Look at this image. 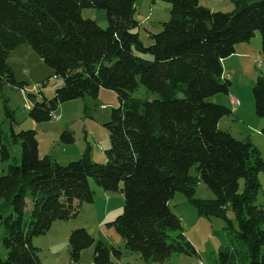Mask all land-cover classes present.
Here are the masks:
<instances>
[{
  "label": "trees",
  "instance_id": "1",
  "mask_svg": "<svg viewBox=\"0 0 264 264\" xmlns=\"http://www.w3.org/2000/svg\"><path fill=\"white\" fill-rule=\"evenodd\" d=\"M160 1L170 4V20L145 46L136 0H0V92L6 85H26L7 62L22 45L31 46L62 83L52 99L42 93L40 102L28 94L30 118L50 121L59 104L95 98L101 89L114 91L119 101L105 125L110 148L103 151L104 162H94L87 150L67 166L40 157L37 132H16L14 115L6 109L10 128L0 126V161L11 164L0 176V242L7 251L0 264H41L34 239L93 202L91 179L123 197L122 213L107 227L123 239L126 251L140 254L147 264L198 256L170 209L177 193L199 216L224 220L247 248L248 264H264V204H256L264 158L249 138L239 140L220 129L233 112L208 101L229 94L231 82L222 63L239 44L259 33L264 50V0H228L235 6L229 13L213 12L200 0ZM89 8L106 11V28L82 16ZM140 85L157 98H134ZM253 97L256 115L264 119V77L257 79ZM62 138L73 143L70 134ZM9 143L20 147V159L12 157ZM199 183L215 198L196 199ZM93 246L94 264H114L112 258L122 256L80 228L69 238L72 261L79 264L82 252ZM221 256L222 264L243 261L236 249Z\"/></svg>",
  "mask_w": 264,
  "mask_h": 264
},
{
  "label": "rangeland",
  "instance_id": "2",
  "mask_svg": "<svg viewBox=\"0 0 264 264\" xmlns=\"http://www.w3.org/2000/svg\"><path fill=\"white\" fill-rule=\"evenodd\" d=\"M201 1L202 4H210L208 0ZM223 3L225 4L218 6V9L213 12L229 13L234 10L235 6L230 1L224 0ZM136 9L135 18L140 23L138 31L140 40L145 46H149L152 44L150 35L158 34L163 29V23L170 20V4L160 0H136ZM82 16L85 19L96 20L103 28L108 26L107 13L104 10L84 9ZM251 41L254 47L263 50L259 33ZM7 62L14 70L16 79L26 85L24 88L6 85L0 92V126L9 130L10 126L6 118V111L9 110L16 120V132L22 130L37 132L40 157L50 156L58 164L67 166L71 162L80 160L84 153L90 150V157L94 162H104L105 153L103 151L110 148L109 133L105 125L111 121L112 111L119 105L117 94L111 90L101 89L95 98L86 96L64 102L59 104L54 118L47 122L37 123L28 114V109L32 107L28 94H35L39 97L38 101L40 102L42 96L46 99H52L55 88L62 84L61 80L52 78V70L44 64L29 45H22L14 49ZM233 65H230V70ZM242 67L244 70L242 73H238L236 70L229 72L230 75L226 76V79L231 82L229 95H215L208 99L209 102L233 110V106L225 103V100L230 98L232 94L236 98L239 95L241 100L243 99L242 96L248 97L250 93L253 96V88L257 79L264 77V55L259 52V55L253 56ZM42 93L43 95L40 96ZM132 96L138 99L148 98L152 100L157 98L149 94L142 85L132 93ZM237 106L238 102L234 104V107L238 108ZM242 114L250 118V111L247 106H244ZM57 116L60 118L56 119ZM237 118L238 111L225 117L220 122V129L230 132L236 139L246 140L248 135H241L245 130H241L242 126L238 125ZM252 130L254 132L248 133L250 140L264 158V137L261 136V133L258 136L255 129ZM64 134H70L73 143H66L68 141L62 138ZM9 149L12 157L20 159L21 150L19 146L9 143ZM9 164L11 162L0 161V176L7 173ZM191 174L196 175L195 168L192 169ZM259 180L262 189L258 194L256 204L263 205L264 174H260ZM90 188L94 192V200L92 203H83L76 218L69 221H57L53 223L46 235L34 239L33 244L39 249L38 256L41 264H75L69 252V238L75 229L80 228L86 229L97 241L101 240L107 246L121 250V261L113 258L114 264H147L140 254L126 251L123 239L115 229L107 227V223L114 221L123 211L124 199L121 194L104 191L97 186L93 179L90 180ZM243 188L244 181L240 183V192L243 191ZM195 198L211 200L215 196L204 183H199ZM169 206L172 212L181 219L183 234L196 248L198 256H173L163 264H222L221 255L228 251L233 252L235 249L241 252L242 264L249 263L247 248L234 238V231L227 230V224L224 220L199 216L196 208L187 201L182 193H177L174 199L169 202ZM9 212L10 209L7 214ZM227 216L233 220L234 228L237 229L233 213L229 211ZM3 231V227L0 226V234ZM94 248L93 246L82 252L79 264H94ZM0 258L2 260L7 259V251L1 242ZM231 264H238V262L232 261Z\"/></svg>",
  "mask_w": 264,
  "mask_h": 264
},
{
  "label": "crops",
  "instance_id": "3",
  "mask_svg": "<svg viewBox=\"0 0 264 264\" xmlns=\"http://www.w3.org/2000/svg\"><path fill=\"white\" fill-rule=\"evenodd\" d=\"M224 0H208V3L210 4H202V1L200 0V4L212 11H216L215 9H218V6H221L225 3H223ZM220 11V10H219ZM252 42V41H251ZM249 42V43H243V44H239L236 47V53L225 59L222 63L223 68H224V77L226 78V76L230 75L229 72L231 71H236L238 70V73H242L243 67L242 65L247 63L248 60L252 59L253 56L255 55H259V52H261L264 55V50H259L257 49V47H254V45ZM256 48V49H255ZM226 64V62H228ZM234 64L230 70V65ZM229 95V94H228ZM242 96V95H241ZM242 100L239 98V95L234 96L232 94V96L230 98H227V100H225V103L229 106H233V110L232 112L235 114L236 111H238V125L242 126L241 130H245V132H243L241 135H248L246 136L247 138L250 139V136L248 133L250 132H254L252 129H255L259 134L261 133L262 129H264V119L259 118L256 115V112L254 114L255 111V104H254V97L252 96V94L250 93V96L248 95V97H244L242 96ZM236 102H238V108L234 107V104H236ZM244 106H247L248 110L250 111V118H247L246 116H244V114H242V111L244 110ZM263 120V121H261ZM245 133V134H244ZM263 136V135H261ZM264 137V136H263ZM117 258V257H114ZM117 260L121 261V257L117 258ZM113 261V258H112ZM114 263V262H113Z\"/></svg>",
  "mask_w": 264,
  "mask_h": 264
},
{
  "label": "built area",
  "instance_id": "4",
  "mask_svg": "<svg viewBox=\"0 0 264 264\" xmlns=\"http://www.w3.org/2000/svg\"><path fill=\"white\" fill-rule=\"evenodd\" d=\"M54 117H55V115H54ZM60 117H56V119H59Z\"/></svg>",
  "mask_w": 264,
  "mask_h": 264
},
{
  "label": "bare ground",
  "instance_id": "5",
  "mask_svg": "<svg viewBox=\"0 0 264 264\" xmlns=\"http://www.w3.org/2000/svg\"><path fill=\"white\" fill-rule=\"evenodd\" d=\"M56 116V115H55ZM57 117H60V116H57ZM53 118H54V116H53ZM203 264V263H202Z\"/></svg>",
  "mask_w": 264,
  "mask_h": 264
}]
</instances>
